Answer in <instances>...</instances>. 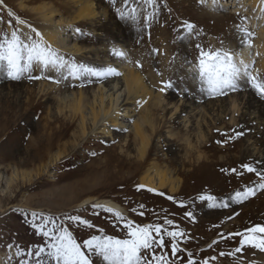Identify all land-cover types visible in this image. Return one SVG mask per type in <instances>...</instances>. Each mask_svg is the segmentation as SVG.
<instances>
[{"label": "rangeland", "instance_id": "obj_1", "mask_svg": "<svg viewBox=\"0 0 264 264\" xmlns=\"http://www.w3.org/2000/svg\"><path fill=\"white\" fill-rule=\"evenodd\" d=\"M91 1L95 8H100L97 11L99 14L97 18L86 19L71 25L72 27H65L68 36L65 38L67 49L60 47L55 49L71 54L78 62L96 67L103 66L100 64L123 63L126 68L128 65L121 58L114 59L111 53L110 58L99 57L96 50L112 52L111 49L115 47L118 50L133 53L141 56L140 60L145 68L140 70L148 83L153 80L151 70L158 77L157 80L166 76L175 80L179 75L184 74V70L180 67L184 57L188 56L191 59L194 52H190L188 46L183 43L174 44L173 40L177 35L174 29L185 20L203 29L206 35L201 36L200 40L212 45H217V37L226 38L227 34L233 30L232 25L240 22L236 16L237 12L241 17H249L247 25L256 31L257 35L264 27V20L257 19L262 15L261 11L253 10L251 2L247 0H228L226 7H230L231 10L227 13L213 10L210 0L203 6L198 0H166L167 7H161L157 13V17L164 22L153 28L154 35H157L163 42L159 49L162 53H166L159 55L161 59L156 65L153 63V57L148 54L154 47L147 37V30L142 33L145 39L143 48L135 42L138 37L137 39L117 37L110 40L106 36L102 38L101 43L85 41L84 38L88 36L97 33L100 35L104 23L110 24L119 33L125 27L117 20L118 16L115 14L116 8L124 9V0H115V4H110L109 0ZM23 2L26 6L24 9L21 7ZM43 3H47V12L52 9L58 11L54 12L57 20L60 17L70 20L76 10L73 0H4V5H0V8L5 9L3 12L5 20L8 19L7 12L12 11L41 32L42 28L47 29L50 24L42 20V15L31 8ZM130 7H137L138 11L142 10L145 14L152 11V8L144 4L143 0H130ZM65 25L64 23L57 24L56 27L64 28ZM140 26L144 28L143 24ZM165 26H168V29L165 30ZM2 27L4 26L0 25V28ZM75 27H80L85 35H77L74 32ZM261 37L258 35L257 45L263 40ZM75 46L86 47V49L80 53L69 51ZM179 47L183 48L180 52H185L186 55L181 56L176 52L175 48ZM173 55L176 59L170 64L169 61L172 60ZM106 60L110 61L106 62ZM157 70L163 73L162 77L157 75ZM160 81L157 82L158 87L153 88L157 93L161 86ZM103 85H106L104 86L106 95L111 94L116 97L119 94L120 102L124 99L126 92H124V87L120 89L121 81H115L110 85L93 84L86 88L74 89L57 86L43 80L12 81L0 71V264H19L21 260L28 261V264H35L38 258L28 253H34L38 247H46L51 241L43 237L41 232L32 225L33 223L39 225L48 216L53 217L57 223L63 222V226L69 228L78 241L90 238L88 233L101 234L97 231L100 228H103L107 235L125 238L120 227H112L115 223L113 214L105 210L108 207L100 204L101 200H112L124 209L123 213L120 212L123 216L142 225L146 223L163 224L165 219H172L179 229L187 233L183 240L178 241L180 247L185 249V255L191 252L194 254L193 259L209 260V264H232L233 257H218V253L233 251L238 241H225L219 238L218 233L223 232L227 235L229 232L241 231L254 224L264 223V216H262L264 215V192L258 191L255 197L242 204L232 203L231 207L226 210L210 209L207 207V202L198 199L199 196L214 195L218 201L227 199L229 195H234L235 191L243 190L246 185L258 181L256 179L242 180L235 174H226L219 169L216 172L218 175L207 181L201 193V184L193 175L199 170L197 169L199 162L196 160L198 155L203 156L200 160L205 159L210 163H225L223 168H226V164H234L247 153H252V159L255 157L264 159V146L256 144L254 135L247 134L242 141L230 139L234 135L233 129L242 131L240 125L243 126L245 120L255 131L264 130V117L258 118L256 104L250 105V100L255 101V96L251 91L246 90L215 100L206 97L204 99L203 96H198V93H194L195 96L186 95L183 98L176 96L171 99L169 96L171 90L163 92V108L169 107V109L154 111L155 108L152 107L155 130L148 156L141 163L136 156L135 143L137 142L133 140L130 132L121 131L119 133L118 128L112 125L109 130L110 124H105L107 117L103 118V116L96 125L88 119L85 137L79 139L76 146L71 149L74 134H78L79 131L80 116L70 119L69 113L65 115L57 113V101L62 93L83 92L89 98L85 102V109L88 112L89 103L95 97L99 86ZM97 94L99 95V92ZM105 104H110L109 98L105 99ZM233 104L239 106L236 107L237 111L232 109ZM120 107L122 105L116 106L114 111L116 109L135 110L131 114L132 118L125 120L126 125H132V121L139 117V111L144 113L145 110L144 104L140 107L137 103L125 104V108ZM124 114L123 112V116ZM171 114H174L177 122L175 126L170 120ZM65 123L71 125L65 129L67 134L61 136ZM103 125L107 126L106 130H103ZM200 130L204 136L202 147H198L201 143H197L196 140V135ZM185 138L190 139L196 148L193 146L191 151H187ZM226 139L228 140L226 144L216 143L218 140ZM64 146H68L70 152L59 162L48 166L52 153ZM93 152L96 155H92ZM189 152H191L190 155ZM154 163L161 169H168L172 176L180 179L181 185L177 192L173 193L169 189H155V192H149L148 187L138 190L137 186L141 185V175ZM197 191L199 195L191 196ZM160 192L164 195H158ZM169 196L174 199L169 200ZM181 201L188 207L181 208ZM92 204L104 205L105 208L92 210L90 208ZM141 204L145 206L143 209L139 207ZM245 205H247V210H250L251 217L245 218L240 214L241 209L245 213L243 208ZM85 208H88L87 212L83 211ZM133 208L137 209L135 213L131 211ZM187 210L193 211L195 221L184 217L183 213ZM140 211L145 212L143 217L139 216ZM33 212L37 214L35 218L31 215ZM237 212L239 215H236ZM65 214H82L84 218L90 219L96 228L77 227L64 219ZM229 215L233 216L232 220L226 219ZM213 225H219V227H213ZM165 227L173 230L172 226L165 225ZM214 239H219V244L209 248L208 245ZM18 252L22 254L18 255ZM212 256L218 259L210 260ZM246 256L252 257L253 255L247 253ZM255 257H262L264 260V253L257 252ZM184 264H187L186 260Z\"/></svg>", "mask_w": 264, "mask_h": 264}, {"label": "snow or ice", "instance_id": "obj_2", "mask_svg": "<svg viewBox=\"0 0 264 264\" xmlns=\"http://www.w3.org/2000/svg\"><path fill=\"white\" fill-rule=\"evenodd\" d=\"M198 2L203 6L209 0H198ZM210 2L215 11L227 13L231 10L230 7H226L228 0H210ZM109 3L115 4V0H109ZM143 3L149 5L152 11L146 14L142 10L138 11L137 7H130V0H124V9H115V14L121 22L125 24L130 22L137 26V43L144 39L141 33L145 30H147L148 39H151L150 29L154 22H158L157 13L161 7H167L166 0H143ZM261 3L264 4V0H261ZM0 5H4V0H0ZM4 11V8H0V25L4 26L0 28V71L8 79L32 82L43 80L57 86L65 85L75 89L114 82L116 78L124 75L117 67L111 65L96 67L78 62L71 54L62 53L53 48L37 28L18 14L8 11V19L5 20ZM260 11L262 15L257 19H264V7L260 8ZM236 16L240 22L232 25L233 30L227 34L226 38L217 37V45L203 43L200 37L206 34L195 23L187 20L181 22L174 29L177 35L173 43L185 44L190 52H194V56L191 59L185 56L180 66L184 74L179 75L175 80L171 77L161 80L159 91L163 93L171 90L179 98L199 93L208 99L215 100L248 90L260 102H264V73L257 67L258 59L264 58V53L258 50L257 32L247 25L249 17H241L239 12ZM141 24L144 28L140 27ZM69 27L72 26L69 25ZM74 32L77 35H85L80 27H75ZM111 51L124 63H133L126 51L115 47ZM148 54L155 58L166 53H162L159 48H152ZM175 59L173 55L169 63L172 64ZM134 63L137 68L143 70L144 65L140 60ZM157 75L162 76L163 73L157 70ZM136 103L140 107L143 106L141 101ZM114 114L122 116L123 112L119 111ZM132 123L135 121L133 120ZM109 130H111V125H109ZM117 130L129 131L123 127ZM233 132L234 135L230 137L232 140L244 137L246 134L236 129H233ZM216 143L226 144L228 140H218ZM92 155L96 153L93 152ZM259 163L245 162L240 164L239 169L236 167L221 169L223 173L235 174L238 177H242L245 173L254 174L258 182L250 183L243 190L235 191V194L229 195L227 199L218 201L214 195H201L198 199L207 202V207L210 209L226 210L231 207L232 203L242 204L255 197L258 191L264 192V166L258 167ZM144 187V185L137 186L138 190ZM147 191L155 192L156 190L148 188ZM158 195L163 196L164 193L160 192ZM168 199L173 200L174 198L169 196ZM139 207L143 209L145 206L141 204ZM180 207L187 208L188 206L181 201ZM90 208L92 210L104 209L105 206L92 204ZM105 210L113 214L115 223L112 227H120L125 238L107 235L104 229L100 228L97 231L101 234L88 233L90 238L78 241L73 232L63 226V222L57 223L53 217L48 216L39 225L33 223L32 226L51 242L46 247L36 248L34 253L29 252L28 255L38 258L35 264H184L185 260L187 264H209V260L202 259L198 262L193 259L194 254L191 252L185 255V249L180 247L178 241L183 240L187 233L179 229L172 219H165L163 224L146 223L142 225L135 220L127 219L119 211L114 212L111 207ZM83 211L87 212L88 208ZM131 211L135 213L137 209L133 208ZM31 215L33 218L37 216L35 212ZM144 215V211L139 212V216ZM183 215L190 221L196 220L191 210L185 211ZM236 215L239 213L237 212ZM64 219L84 229L96 228L92 221L84 218L82 214H65ZM226 219L232 220L233 216L229 215ZM165 225L172 226L173 230H169ZM213 227H219V225H213ZM218 235L225 241H238L233 251L218 253V257H233L232 264H245V253L252 255L257 252L264 253V223L254 224L242 231L229 232L227 235L220 232ZM218 244L219 239H214L208 247L211 248ZM218 257L212 256L209 259L214 261ZM19 264H28V261L21 260ZM247 264H257V261L248 259Z\"/></svg>", "mask_w": 264, "mask_h": 264}, {"label": "bare ground", "instance_id": "obj_3", "mask_svg": "<svg viewBox=\"0 0 264 264\" xmlns=\"http://www.w3.org/2000/svg\"><path fill=\"white\" fill-rule=\"evenodd\" d=\"M247 1L251 2L250 4H251V7L253 10L254 9L260 10V8L264 7V5L260 3L261 0H247ZM73 3L76 6V10L74 11V14L71 16L70 20H64L62 17H60L57 20L54 16H55V13L58 11L55 9H52L51 11L47 12L46 11L47 10V3H43V4H40L39 6H37L35 8H31L33 11L39 12L42 15V17H41L42 20H44L48 24H50V26H47V29H45V27L42 28L43 30L41 29L42 30L41 33L43 34L45 40L47 42H49L53 48H59L60 47V48H65V50L67 49V45L65 44L66 43L65 38H67L68 36H67V32L65 30V27H69V25H73L75 23H78L80 21H84L86 19L91 20L92 18H95V17L97 18V16L99 15L97 11L100 8H95V5L91 0H73ZM21 7L23 9L26 8L24 2L21 3ZM117 20L120 21L119 18H117ZM162 22H164V21H162L160 18H158V22H154L152 25V28L150 29V31L152 32V36H151L150 41H151V45L154 48H159V46L162 45V43H163L161 41L162 39L158 38L157 35H154V31H153V28H155L158 24H160ZM62 23H64V25L66 24L64 26V28L63 27H61V28L56 27L57 24H62ZM121 23L125 25V27L121 33L117 32L110 24L104 23L102 25V30H100V32H101L100 35H98V33H97L96 35L88 36L84 39H85V41H87L89 43H101L102 38H106V36L108 37L107 39H110V40H114L117 37H119V38L130 37L133 39H137V37H138V33L136 31L137 26L134 24H131L130 22L127 24H125L124 22H121ZM59 26H62V25H59ZM164 28L166 30V29H168V26H165ZM258 35H259V37L262 36L261 38L263 39L257 45L258 50H260L262 53H264V47H261V45H264V42H263L264 41V27H262L259 30ZM143 41H145V39L140 40L139 43H137V41H135V42L137 44H139L140 46L142 45V48H143V46L145 45L143 43ZM83 49H86V47L75 46L73 50H69V49L68 50L73 52V53H80ZM107 49L108 48L106 47V50ZM180 49L183 50V48H180V47L175 48L176 52H178L181 56L186 55L185 52H180ZM96 52H97V55L99 57H103V58H107V57L110 58V53L112 54V52H107L105 50H103V51L96 50ZM128 54H129L130 59L133 61V63L128 64V65L125 63L127 65L126 68H125V65H123V63H118V64H114V65L110 64L113 67H117L118 70L124 74L122 77L115 79V81H121L122 86L120 89H122L124 87V92H126L124 99H122L121 102H120L119 94H117L116 97H113L111 94L106 95V93L104 92V86H106V85H103L102 87L99 86V90L95 93V97L89 103V107L87 108L89 110L88 112L85 109V107H86L85 102L89 98H87L83 94V92H79L77 94L76 93H72V94L62 93V96H60L59 101H57V106H56V112L57 113L64 114V115L69 113L70 119H74L77 116H80V122L78 124L79 131H78V134H74V141L72 142L71 149L76 146V142L78 143L79 139H82L85 137V135L87 133V129H88L87 128L88 119H90L92 121L93 125H96L103 116V118L107 117L105 124L108 123V124L114 126L115 128L123 127V128L129 129L131 137H133V140L135 142H137V143H135L136 144V156H137V158L141 161V163L144 162V160H146V157L148 156L149 150L151 148L152 135L154 134V130H155V125H154L155 117L153 116V112H151V109H152V107L155 108L154 111H157L158 109H161L162 111L169 109V107L168 108L164 107L165 109L163 108V105H162L163 94L160 91L158 93L156 92V90L154 91V89H155L154 87H156V86L158 87V85H157L158 80H167L169 77H167V76L162 77L161 76L162 78H159L157 80L156 78H158V77L156 75H154L152 73V70H151V79H153V80H150L148 83L147 79L143 75L142 71L139 68H137L135 66V63H134L136 60L142 59L141 56H136L133 53H128ZM115 58H119V57L114 56V59ZM112 59H113V57H112ZM159 59H161L160 56H159V58H157V57L153 58V63H155L157 65V63L159 62ZM109 61L110 60H106V62H109ZM143 63H144V61H143ZM144 64H147V63H144ZM100 65L109 66V65H105V64H100ZM97 67H102V66L98 65ZM257 67H259L261 69V72L264 73V58L259 59ZM144 68H145V65H144ZM112 83L113 82H109L106 84L110 85ZM60 86L70 87V86H65V85H60ZM98 92H99V95L97 94ZM169 96L171 99L176 98V95L173 91H171L169 93ZM193 96H195V95H193ZM198 96L201 97L202 95H200L198 93ZM106 98H109V100H110L109 105L105 104ZM203 98L206 99L204 96H203ZM193 99H194V97H193ZM136 100H140L144 104V108H145L144 113L140 112L141 111L140 110L139 111V117L136 120H134L135 123H133L132 125L131 124L126 125L125 120L127 121V119L132 118L131 114L135 110L134 109H125L126 111H122L125 113L124 116L123 115L117 116L114 113L119 112L122 109H120V110L116 109L114 111V108H116V106L118 107L121 105H122V107H120V108H125V104H128V103L135 104ZM200 101H201V99H200ZM124 102H126V103L123 104ZM254 104H256L255 108H256V114L258 115V118H262V116L264 117V102H260L255 97V101L252 100V102H251V100H250V105L254 106ZM236 107H237V105L233 104L232 109L237 111ZM175 112H176V110H175ZM133 115H135V114H133ZM136 115H138V114H136ZM59 118H62V117H59ZM132 120L133 119H131V121ZM170 120H172L174 126L177 125L174 114H171ZM67 121H70V120H67ZM70 125H71L70 123L64 124V130H63V133L61 136H65L67 134L65 129L69 128ZM103 126H104L103 130H106L107 126H105V125H103ZM240 129L246 133L245 136L247 134L254 135L255 136L254 139H256V141L255 140L254 141L256 142V144H258L260 146H264V130L262 132L261 131L260 132L255 131V129L246 120L243 123V126L240 125ZM259 130H260V128H259ZM118 132L120 133L121 131H118ZM196 137H197V139H196L197 143H201L198 145V147H202L204 136H203V133L201 130H200V132L197 133ZM243 139H244V137H242V139L239 138V140H241V141ZM185 141H186L187 146H188L187 151H191V148L193 146H194V148H196V145H192L190 139H186ZM67 147L68 146H64V148H59L54 153H52V155L49 158L48 166L50 164H53V163L55 164V163L59 162L62 158H64L65 155L70 152ZM190 154H191V152H189V155ZM251 156H252V153H247L245 156L242 157V159H239L238 161L234 162V164H226V168L231 169L233 167H236L239 169L240 164L245 163V162L253 163V164H257V162H260L257 166L258 167L264 166V159H260V158H256V157L254 159H252ZM200 158H203V156L198 155L196 157V160L199 162V164L197 166V169L199 168V170L196 171L193 176L201 184L200 191L202 193V191L204 190V186L206 185L207 181L210 178L212 179V177L217 176L218 175V174H216L217 170H219V169L221 170L223 168V166L225 165V163H220V162H217V163L211 162L210 163L209 161H206L205 159L200 160ZM194 162H196V161H194ZM212 167H213V169H212ZM223 178H224V176H223ZM239 178H242V180H245V179L255 180L256 179L254 174H248V173H245L242 177H239ZM140 182H141V185H144L145 187L154 188V189H169L173 193L177 192L180 188V185H181L180 179H177L174 176H172L171 172H169L168 169H166V170L161 169L160 167L157 166L156 163H154V165L151 168H149L146 172H144L141 175ZM194 195H199V191H197L195 193L193 192L191 194V196H194ZM100 204H105L107 207H111L113 210L119 211L121 213L124 212V209L121 206H119L118 204H116L115 202H113L112 200H101ZM243 208L245 209V213H244L243 209H241L240 214L243 215V216L242 215L241 216L245 217V218L251 217L250 210H247V205H245V207H243ZM262 216H264V215H262ZM246 254L247 253H245V264H247L248 259H255L257 261V264H264V260L262 257L257 258V257H255V255H253L251 257V256H246Z\"/></svg>", "mask_w": 264, "mask_h": 264}]
</instances>
